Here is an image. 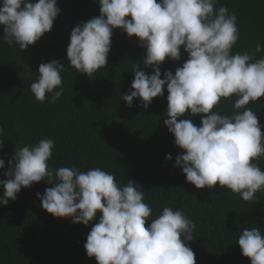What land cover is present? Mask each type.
<instances>
[{"label": "clouds", "instance_id": "clouds-1", "mask_svg": "<svg viewBox=\"0 0 264 264\" xmlns=\"http://www.w3.org/2000/svg\"><path fill=\"white\" fill-rule=\"evenodd\" d=\"M100 15L76 25L70 33L66 56L76 72L92 78L107 66L114 29L135 36L145 49L143 63L152 74L132 69L131 91L122 95L127 107L140 98L147 109L153 98L167 87V119L164 125L183 150L176 157L186 182L196 189L219 184L244 201L257 202L264 192V134L254 111L247 107L264 97V57L255 58L264 47L257 43L253 53H235L240 33L237 16L218 0H98ZM60 13L57 0H0V25L9 45L25 50L49 32ZM130 17V19H126ZM181 47L188 58L173 74L160 66L167 59L179 61ZM59 61L41 63L39 76L30 85L35 99L55 103L63 94ZM237 97L236 110L222 115L214 108L221 99ZM202 115L200 126L191 119ZM4 128L0 126V136ZM3 141L0 140V147ZM55 142L39 140L16 149L15 163L0 180V205L15 201L21 188L34 182L52 185L37 193L42 209L58 218L88 226L97 213L99 220L87 235L86 255L97 264H196L189 246L196 224L182 210L164 207L146 227L152 209L144 192L132 181L120 186L112 173L99 167L81 171L77 167L52 169L49 161ZM166 160H171L170 154ZM5 162L0 159V169ZM250 264H264V235L257 227L245 228L236 242Z\"/></svg>", "mask_w": 264, "mask_h": 264}, {"label": "trees", "instance_id": "trees-1", "mask_svg": "<svg viewBox=\"0 0 264 264\" xmlns=\"http://www.w3.org/2000/svg\"><path fill=\"white\" fill-rule=\"evenodd\" d=\"M36 2V0H32ZM159 2V0H158ZM226 6L237 16L240 37L233 54L253 53L257 43L264 47V0H218L216 8ZM60 13L53 27L25 50L9 45L0 25V180L15 163L17 148L32 146L41 139L55 142L49 167H77L87 171L99 167L114 174L118 185L132 181L144 192L145 203L152 209L151 219L164 207L182 210L196 224L194 240L189 246L196 264H250L236 243L245 228L257 227L264 235V192H257V202L244 201L238 194L219 184L209 189H196L186 182L176 157L183 150L174 144V137L164 125L167 119V87L163 96L153 98L147 109L140 98L127 107L122 95L128 94L134 79L132 69L152 74V67L143 63L145 49L135 36L128 37L114 29L107 66L92 78L76 72L69 65L66 48L71 30L100 15L98 0H57ZM130 19V17H126ZM264 57V50L255 58ZM181 47V59H167L160 66L173 74L187 60ZM59 61L63 94L55 102H38L30 85L39 76L41 63ZM237 97L221 99L214 110L231 116ZM250 107L258 117L264 134V97ZM201 115L181 117L191 119L199 127ZM172 156L166 160V155ZM259 167L264 171V158ZM46 181L22 187L15 201L0 205V264H97L86 255L84 244L100 214L88 226L72 223L70 218H58L42 209L37 193L51 187ZM0 186V196L3 195Z\"/></svg>", "mask_w": 264, "mask_h": 264}]
</instances>
